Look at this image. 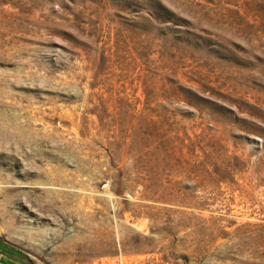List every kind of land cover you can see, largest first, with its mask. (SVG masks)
Here are the masks:
<instances>
[{"label":"rangeland","instance_id":"374dc122","mask_svg":"<svg viewBox=\"0 0 264 264\" xmlns=\"http://www.w3.org/2000/svg\"><path fill=\"white\" fill-rule=\"evenodd\" d=\"M1 243L264 264V0H0Z\"/></svg>","mask_w":264,"mask_h":264},{"label":"crops","instance_id":"0c3cea01","mask_svg":"<svg viewBox=\"0 0 264 264\" xmlns=\"http://www.w3.org/2000/svg\"><path fill=\"white\" fill-rule=\"evenodd\" d=\"M0 256L3 258L1 259V264H27L25 262H22L14 257L9 256H3L0 254Z\"/></svg>","mask_w":264,"mask_h":264},{"label":"trees","instance_id":"16d2710c","mask_svg":"<svg viewBox=\"0 0 264 264\" xmlns=\"http://www.w3.org/2000/svg\"><path fill=\"white\" fill-rule=\"evenodd\" d=\"M147 153H150L149 151H145V153H143L144 157L146 158L148 155ZM0 250L6 254H9L10 256L16 255L18 256V254L16 252H14L11 248L7 247L5 244H0Z\"/></svg>","mask_w":264,"mask_h":264}]
</instances>
